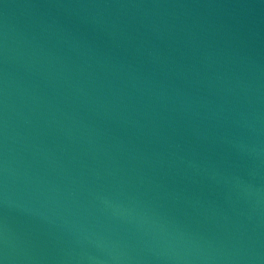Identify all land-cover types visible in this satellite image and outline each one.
<instances>
[{"label":"water","instance_id":"water-1","mask_svg":"<svg viewBox=\"0 0 264 264\" xmlns=\"http://www.w3.org/2000/svg\"><path fill=\"white\" fill-rule=\"evenodd\" d=\"M0 264H264V0H0Z\"/></svg>","mask_w":264,"mask_h":264}]
</instances>
